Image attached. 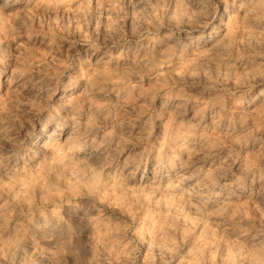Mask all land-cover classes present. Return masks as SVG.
Instances as JSON below:
<instances>
[{"label": "rangeland", "instance_id": "374dc122", "mask_svg": "<svg viewBox=\"0 0 264 264\" xmlns=\"http://www.w3.org/2000/svg\"><path fill=\"white\" fill-rule=\"evenodd\" d=\"M86 2L0 0V47L19 56L6 36L25 7L40 33L19 41L31 49L24 95L35 97L34 86L69 57L65 80L87 55L93 71L122 81L103 91L82 81L68 93L84 112L106 117L95 139L111 134L110 169L100 172L74 143L66 152L63 139L47 154L10 155L0 169V264H264V36L233 20L229 0H215L211 19L224 41L219 55L191 39L208 0H90L85 32L125 60L147 56L141 79L125 75L123 61L97 67L73 11ZM16 66L0 65V107ZM31 130L26 124L19 138Z\"/></svg>", "mask_w": 264, "mask_h": 264}, {"label": "clouds", "instance_id": "9594fccd", "mask_svg": "<svg viewBox=\"0 0 264 264\" xmlns=\"http://www.w3.org/2000/svg\"><path fill=\"white\" fill-rule=\"evenodd\" d=\"M59 2L63 4L67 3V0H59ZM130 2L134 4L135 0H130ZM214 3L215 0H208V7L198 14L205 17V22L203 24L199 23V21L194 22L200 31V35L191 37V39L198 43L211 45L210 51L217 52L219 55L218 50L224 46V41L220 38L219 33L215 31V26L211 23L214 15ZM228 6L234 14V21L238 18L242 19L256 29V35L264 36V0H229ZM89 8L90 0H87L86 3L77 4V7L73 11L78 15L77 31L86 37L90 44L87 51H90L92 56L99 55L100 62L97 67L102 69L113 62L119 67L123 61L127 65V68L124 70L125 75L129 71H133L143 79L141 72L136 70L139 68L142 60L148 59L147 56L142 58L137 54L134 59L130 56L125 60L123 53L120 56L113 55L112 50L106 42L93 41L87 35L84 29L88 25ZM135 15L137 18L140 16L138 12ZM15 18L19 21V26L12 28L6 38L9 41V45L12 42L18 44L20 50L19 56H15L0 47V65L7 66L13 60H15L17 65L13 69V77L8 84V95L4 98L7 104L4 107H0V169L6 167L10 155L15 156L20 152L28 153L33 147L41 154H47L51 151L53 144L58 145L62 139L64 140L66 152L68 146L74 143L78 147L79 156L88 157L89 159L96 157V167L100 172L103 173L106 169H110L115 156L112 152L108 151L105 145H109L111 134L105 132L102 143L95 139L101 128L107 126L103 123L106 121V117L95 111L84 112L78 106L80 97L68 96V93L78 90L82 81L88 91H103V86L107 84H119L122 81L113 80L111 76L106 77L103 71H93L91 65L88 64L87 55L85 56L80 74L78 76L69 75L65 80V73L72 62V58L69 57L68 66H65L61 71L51 74L47 80L40 83L39 89H36L34 86L33 90L36 91L35 97L24 95L22 91L24 85L20 81L24 79L25 73L29 70L31 49L28 48L27 44L20 45L19 41L26 38L28 42H31L33 37L40 33L36 32L32 26L31 10L29 8L25 7L21 9L15 14ZM154 18L159 21V16L154 15ZM116 23L112 16L108 17L109 32L116 29ZM98 29L99 24L97 25ZM40 31L43 32L42 26ZM169 35L172 36L174 33L170 32ZM121 39L123 40L125 37ZM77 56H79V53H77ZM84 68H87V71ZM156 68L163 75V65L157 64ZM116 75H120V73L117 72ZM61 90L63 91V95L54 100L53 97H56ZM26 124L31 125L32 130L25 133L24 139H20L19 131L24 130ZM37 124L39 126L38 132L36 129ZM5 141L11 142L12 147L5 149ZM25 141H30L32 147H29V144ZM101 149L107 152V155H104L100 151ZM119 150L120 147L118 146L116 151L118 152ZM117 174L122 173L117 170ZM106 175L111 177L112 172L109 171ZM98 194L103 195L102 192ZM246 255L241 250V261L245 259Z\"/></svg>", "mask_w": 264, "mask_h": 264}]
</instances>
